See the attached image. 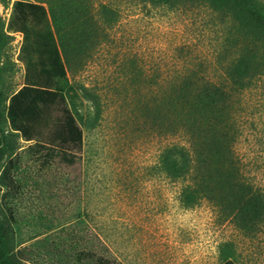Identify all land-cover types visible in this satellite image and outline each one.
Here are the masks:
<instances>
[{
	"label": "rangeland",
	"instance_id": "obj_1",
	"mask_svg": "<svg viewBox=\"0 0 264 264\" xmlns=\"http://www.w3.org/2000/svg\"><path fill=\"white\" fill-rule=\"evenodd\" d=\"M16 1L0 0V219L14 258L97 264L86 259L92 252L115 264H223L220 244L230 242L236 264H264V223L242 230L206 200L184 206L188 182L170 177L160 158L186 139L152 120L155 92L189 70L216 80L236 58L212 23L217 16L197 1L171 10L151 0H27L54 7L60 19L67 78L59 86L83 136L64 155L10 125L9 96L26 70L24 34L9 29ZM247 26L260 40L259 59L239 64L255 77L233 94L227 127L244 171L264 188V25Z\"/></svg>",
	"mask_w": 264,
	"mask_h": 264
},
{
	"label": "trees",
	"instance_id": "obj_2",
	"mask_svg": "<svg viewBox=\"0 0 264 264\" xmlns=\"http://www.w3.org/2000/svg\"><path fill=\"white\" fill-rule=\"evenodd\" d=\"M151 1L156 7L171 10L181 3L197 1V6L217 16L212 23L225 30L223 45L228 44L236 55L216 80H211L205 71L189 70L167 90L155 92L153 124L168 134H181L186 139V143L168 145L161 155V164L170 177L188 182L181 193L185 207H194L206 200L225 221L233 222L242 230L257 229L264 223V188L251 182L236 156V139L227 127V116L233 94L250 87L255 77L239 64L259 59L260 40L247 25H264V4L262 0H234L231 6L225 0ZM220 15L228 17L229 23L220 19ZM9 29L24 34L20 58L26 63L24 86L9 96L7 112L12 129L27 141L61 148L64 155L80 148L82 130L59 86L67 78V70L55 31L60 30L57 10L17 0ZM219 106L221 119L217 116ZM220 123L225 124L224 128ZM55 127H59L56 132ZM220 248L226 256L223 264H236L229 257L234 251L233 245L223 242ZM91 258H96L97 264H115L105 256L86 252V259ZM0 264H21L13 256L10 227L1 219Z\"/></svg>",
	"mask_w": 264,
	"mask_h": 264
}]
</instances>
